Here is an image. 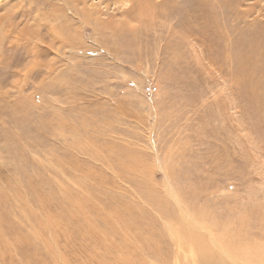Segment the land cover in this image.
<instances>
[{
	"label": "rangeland",
	"instance_id": "374dc122",
	"mask_svg": "<svg viewBox=\"0 0 264 264\" xmlns=\"http://www.w3.org/2000/svg\"><path fill=\"white\" fill-rule=\"evenodd\" d=\"M164 1L86 0L119 25L73 20L71 52L54 0H0V264H211L173 241V191L264 254V0ZM35 18L39 57L15 41Z\"/></svg>",
	"mask_w": 264,
	"mask_h": 264
},
{
	"label": "bare ground",
	"instance_id": "6f19581e",
	"mask_svg": "<svg viewBox=\"0 0 264 264\" xmlns=\"http://www.w3.org/2000/svg\"><path fill=\"white\" fill-rule=\"evenodd\" d=\"M145 1L146 0H127V2L122 5V7H126V4L129 5V4L133 3L134 5H137L140 7V12L142 15L143 10L147 6L144 3ZM170 1H172L171 3L174 2L173 0H170ZM32 3L34 4V2H32ZM147 3H149V2H147ZM152 4H153V6L157 5V2L156 3L153 2ZM159 4H161V3H159ZM162 5H164V3H162ZM51 7H53L52 10L45 11L46 12L45 15L49 16V18H51V21H50L51 25L50 26L41 25L40 23H41L42 19H40L38 22V19L35 18V20H33V22L36 23L35 28L37 27L38 29H35L34 31H30V33H26V35H25L26 39L18 40L19 39L18 37H16V39H15V41H16V43H18V45L23 44L25 41L28 43L27 45L30 44L29 45L30 51L33 50L32 54L34 53L35 57H39L41 55V53L44 52V50H43L44 47L42 46V44H44V42H43V39L41 38V35H42L41 28L42 27L47 26V29H48V30H46L47 35L52 38L51 42L54 43V45L59 44L62 46V50L63 49H65V50L69 49V50H71V52H73L77 47H79V45H81V42L83 43L82 32H80L78 28L74 29L73 20L78 19L77 22H79L80 25H81V23H82V25H84V24L85 25H91V24L93 25L94 24L93 25L94 28H96V29L97 28H103L105 31H106V29L110 30V29H112V27L114 28L117 25H119L118 22L113 19L115 16L111 17L109 15V13H110L109 9L110 8H106L107 10L105 12V11H103V9L100 8L99 5L97 6V5L86 4V0H54V3H52ZM170 7L174 8L175 6L174 7L170 6ZM154 8H157V7H154ZM119 10L120 9H118V11ZM146 11H147V8H146ZM164 12H165V16L167 14L171 15V16L174 14L173 10L169 9V8L166 9ZM167 12H169V13H167ZM126 13H128V12L126 11ZM28 15H30V13ZM19 16H25V13L22 12ZM38 16L40 17V15H38ZM104 16H108L107 20H104L102 18ZM2 24L4 25L5 22L2 21L0 23V33L3 32V25ZM8 26H9V30H7V29L6 30L10 31L11 25H8ZM32 39H34L35 41H32ZM58 40H61V41H58ZM115 42H117V40H115ZM11 44H13V43H11ZM82 46H84V45L82 44ZM82 46L76 50H80L82 48ZM47 74L50 76L54 75V69L52 66L50 67V69H48ZM8 124H10V123H8ZM2 127L4 128V126H2ZM14 130H15V128H14ZM172 193H171L170 197H171V200L175 203V207L177 209V212H179V217H180L182 224L179 222L178 226L174 225L175 226L174 227L172 225V229L169 232L171 233V237H172L173 241L175 243H177L178 248L181 249L182 245H184V244L189 245V246L192 245V248H193V249L191 248L192 252L199 254V256H201L202 258H205L206 260H209L211 264L218 263V261L215 257L216 254L214 252H216L218 255H221L222 257L228 259L230 262H232V264H255V262L252 261V258H254L255 261H259L257 264H264V256H262L263 253L252 257L253 254H251L250 253L251 251H249L248 253H249V255L251 254L252 258H250V257L246 258L247 256L244 255L245 253H247L246 251L244 254L237 253L240 251L237 250L236 248L231 249L230 244H228V246L226 244H224L226 242H224L223 239H225L226 235H224V237H222L221 235H218L221 237L220 238L218 237V239L215 238L216 233L212 229H210L211 226L209 225V223H206V221H205L206 220L205 218L207 216L204 218L205 220L200 219V221H198L199 218L195 219V218H193V216L190 217L187 214V213H189L186 211L187 208L184 205L182 206V204L179 201L180 199L177 197V194L175 195L174 194L175 192L173 194ZM168 195H170V194H168ZM184 207L186 209H184ZM168 212H169V210H168ZM201 220H202V222H201ZM203 221H204L205 225H209V226H205L203 224ZM205 238H207L209 246L207 245L208 243H206V241L204 240ZM181 241H183L184 244L181 243ZM225 241H227V240H225ZM187 252L185 251V253H187ZM189 252H190V250H189ZM176 260L177 259L175 258V261ZM176 264H180V263H176Z\"/></svg>",
	"mask_w": 264,
	"mask_h": 264
}]
</instances>
